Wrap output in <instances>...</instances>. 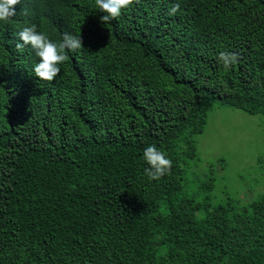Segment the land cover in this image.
I'll list each match as a JSON object with an SVG mask.
<instances>
[{"label":"trees","instance_id":"trees-1","mask_svg":"<svg viewBox=\"0 0 264 264\" xmlns=\"http://www.w3.org/2000/svg\"><path fill=\"white\" fill-rule=\"evenodd\" d=\"M15 10L0 22V264H264V193L212 203V167L188 188L209 111L264 116V0H133L107 23L94 0ZM32 25L81 35L53 81L16 48ZM148 145L172 161L158 181Z\"/></svg>","mask_w":264,"mask_h":264},{"label":"rangeland","instance_id":"rangeland-1","mask_svg":"<svg viewBox=\"0 0 264 264\" xmlns=\"http://www.w3.org/2000/svg\"><path fill=\"white\" fill-rule=\"evenodd\" d=\"M199 166L188 175V188L195 190L214 170L215 187L208 194L212 203L228 199L240 202L264 193V116L216 106L209 111L202 134L196 136ZM197 163H192L195 165ZM205 197L206 192H200Z\"/></svg>","mask_w":264,"mask_h":264},{"label":"clouds","instance_id":"clouds-1","mask_svg":"<svg viewBox=\"0 0 264 264\" xmlns=\"http://www.w3.org/2000/svg\"><path fill=\"white\" fill-rule=\"evenodd\" d=\"M20 0H0V22H8L16 15V6ZM133 0H94L95 8L103 13L100 16L102 23H107L119 17L123 10L129 8ZM179 5H173L168 14L174 15ZM19 42L17 49L30 46L38 57V62L33 65L32 72L38 80L53 81L60 72V65L67 60L65 50L75 51L82 47L81 35H73L65 32L59 43L50 40L43 32H38L36 26L25 27L18 33ZM238 55L234 52L222 51L218 54L217 61L224 70H229L238 62ZM147 165L144 175L149 182L158 181L171 170L172 161L167 155L154 145H148L143 149L141 157Z\"/></svg>","mask_w":264,"mask_h":264}]
</instances>
